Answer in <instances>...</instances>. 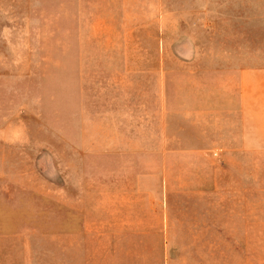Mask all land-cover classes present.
I'll return each instance as SVG.
<instances>
[{
	"label": "rangeland",
	"instance_id": "374dc122",
	"mask_svg": "<svg viewBox=\"0 0 264 264\" xmlns=\"http://www.w3.org/2000/svg\"><path fill=\"white\" fill-rule=\"evenodd\" d=\"M245 66L264 0H0V207L122 224L134 264H264V151L221 148Z\"/></svg>",
	"mask_w": 264,
	"mask_h": 264
},
{
	"label": "crops",
	"instance_id": "0c3cea01",
	"mask_svg": "<svg viewBox=\"0 0 264 264\" xmlns=\"http://www.w3.org/2000/svg\"><path fill=\"white\" fill-rule=\"evenodd\" d=\"M237 76L231 140L227 146L224 141L221 148L239 155L255 154L264 151V67H240ZM222 123L225 128V116ZM221 135H225L224 129ZM48 216L46 207H0V264H134L119 249L113 254L112 247L144 245L142 239L139 243L138 239L135 242L128 238L122 224L117 228L104 224L102 232L97 223H85L77 229V225H66L62 219L54 227ZM223 241L222 247L241 246L240 239H232L233 243L227 245Z\"/></svg>",
	"mask_w": 264,
	"mask_h": 264
}]
</instances>
